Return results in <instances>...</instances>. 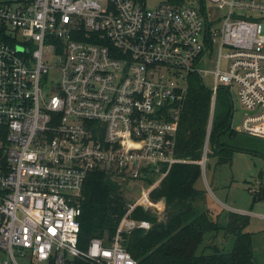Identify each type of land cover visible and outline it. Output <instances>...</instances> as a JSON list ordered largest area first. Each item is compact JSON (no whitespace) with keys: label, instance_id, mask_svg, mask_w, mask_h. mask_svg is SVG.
<instances>
[{"label":"built area","instance_id":"1","mask_svg":"<svg viewBox=\"0 0 264 264\" xmlns=\"http://www.w3.org/2000/svg\"><path fill=\"white\" fill-rule=\"evenodd\" d=\"M193 73L213 75L212 116L218 87L235 86L248 110L238 129L264 138V0L0 1V264H137L122 233L151 226L131 216L138 205L165 209L151 191L185 161L176 139ZM95 170L145 184L111 243L82 248Z\"/></svg>","mask_w":264,"mask_h":264},{"label":"trees","instance_id":"2","mask_svg":"<svg viewBox=\"0 0 264 264\" xmlns=\"http://www.w3.org/2000/svg\"><path fill=\"white\" fill-rule=\"evenodd\" d=\"M137 1L147 4V0ZM163 1L180 6L189 0ZM211 99V88L203 78L197 73L190 74L176 139L177 154L185 161L175 162L160 184L151 191L154 199L165 200V218L161 219L157 212L138 205L131 216L137 220H149L151 226L136 227L122 233V244L137 264H261L255 258L252 233L245 230L249 223L248 214L231 211L228 223L223 226L218 217L210 216L209 209L196 205L198 196L204 192L196 186V182L202 174L199 160L207 138L210 155L216 156L219 164L232 162L236 151L264 156V151L243 144L253 135L233 127L234 106L230 87H218L213 116ZM250 192L253 203L264 199V184ZM128 200L120 182L110 173L103 170L90 172L79 216V245L86 248L94 237L110 244L127 210ZM221 229L235 235L233 249L226 252L212 245V252H199L205 234H216ZM74 264L98 263L75 259Z\"/></svg>","mask_w":264,"mask_h":264},{"label":"rangeland","instance_id":"3","mask_svg":"<svg viewBox=\"0 0 264 264\" xmlns=\"http://www.w3.org/2000/svg\"><path fill=\"white\" fill-rule=\"evenodd\" d=\"M160 1L163 0H147V5L154 7ZM217 59L218 49L213 52L211 58L206 60L204 67L207 69L216 68ZM225 64L226 62L223 61V65ZM205 83L211 88L213 75L206 76ZM230 92L234 106L232 124L233 127L238 129L248 110L242 106L235 86L230 87ZM243 144L264 151V138L262 137L249 136ZM208 153L209 155H207ZM263 179L264 156L236 151L232 162L219 164L217 157L210 155V149L208 148L205 165L202 166V174L196 182V186L204 190L198 196L196 205L203 209H209L210 216L213 218L218 217L221 225L225 226L228 223L231 211H243L248 214L249 223L245 230L252 233L255 258L261 264H264V199L253 203V196L250 190L255 191L260 188L264 184ZM118 182L122 186L126 199H134L138 196L141 191L138 186L145 184L133 180L130 181L128 178L124 179L123 177H119ZM156 214L163 219L166 211L164 209L163 212ZM235 239V235L227 233L225 229L219 230L216 234L208 232L199 247V252L202 250L212 252L214 250L212 245L222 251H231Z\"/></svg>","mask_w":264,"mask_h":264},{"label":"crops","instance_id":"4","mask_svg":"<svg viewBox=\"0 0 264 264\" xmlns=\"http://www.w3.org/2000/svg\"><path fill=\"white\" fill-rule=\"evenodd\" d=\"M198 188H200V187H198ZM165 201V200H164ZM166 205V204H165ZM237 212H240V213H244L243 211H237Z\"/></svg>","mask_w":264,"mask_h":264},{"label":"water","instance_id":"5","mask_svg":"<svg viewBox=\"0 0 264 264\" xmlns=\"http://www.w3.org/2000/svg\"><path fill=\"white\" fill-rule=\"evenodd\" d=\"M254 261H256V260L254 259Z\"/></svg>","mask_w":264,"mask_h":264}]
</instances>
